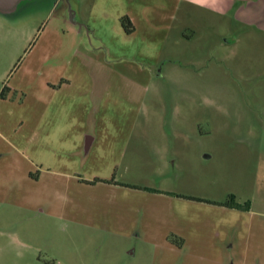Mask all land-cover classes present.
<instances>
[{
    "label": "rangeland",
    "instance_id": "rangeland-1",
    "mask_svg": "<svg viewBox=\"0 0 264 264\" xmlns=\"http://www.w3.org/2000/svg\"><path fill=\"white\" fill-rule=\"evenodd\" d=\"M130 13L139 25L127 35L121 19ZM161 50L178 61L150 65ZM94 57L108 67L96 95L71 101L65 92L63 102L79 115L71 129L100 136L84 175L149 193L133 206L53 174L73 170L63 162L68 153L47 152L35 135L55 110L44 87ZM4 86L0 264H160L215 246L229 264H264V0H237L223 13L186 0H23L0 13V93ZM122 131H132L130 143L113 166ZM168 190L186 202L175 224L221 225L224 239L207 233L197 249L191 236L177 255L161 248L178 238L169 233V205L156 196ZM188 197L227 210L198 212L199 200Z\"/></svg>",
    "mask_w": 264,
    "mask_h": 264
},
{
    "label": "crops",
    "instance_id": "crops-1",
    "mask_svg": "<svg viewBox=\"0 0 264 264\" xmlns=\"http://www.w3.org/2000/svg\"><path fill=\"white\" fill-rule=\"evenodd\" d=\"M190 4H196V3H202L206 7H210L214 11L218 12H226L228 11L232 6L237 4V0H186ZM180 1L177 3L179 4ZM145 8L148 10V6L146 5ZM129 18L131 19L132 23L135 26V29H138L139 25V16L135 14H129ZM83 24L87 25L89 28V22H84ZM91 28H89V31ZM134 29V30H135ZM95 31L94 29L92 30ZM125 31V30H124ZM134 32V31H133ZM132 32V33H133ZM131 33V34H132ZM127 35H131L130 33H126ZM148 55V54H146ZM83 56V54L81 55ZM163 59V63L166 62H177L178 59L174 58L170 55H165L164 50H161L157 58L154 62H148L150 65L157 66L158 63ZM104 61H101L100 59H94L92 60V63L86 65L85 63H80L73 67L72 73L70 72H64L61 75L57 76V79L55 81H50L48 86L46 85L44 88L46 90L52 91L54 96H57V94H62V101L58 102L60 98L56 101V98L52 95L50 96L47 101H51V106L54 107V111H48L46 114L47 117H51L52 121L47 125L45 129H37L36 130V137H38V142L43 143L45 149L47 152H56V151H64L67 154V156L63 157V162L67 164L66 166L71 169L72 171L64 172V171H58L53 170V174L58 176L67 177L68 179H74L77 180V189H82L80 185L87 186V187H97L96 189H102L106 191H113V194L116 195V197L122 201V204L124 202H128V204L133 206V200L135 197H139L143 194H149L144 191L138 190L137 188H130L129 186L125 185L126 182H118L114 179V182L108 183L104 182L107 180V178H104V176H101L99 172H95L92 175H84L83 168L87 165L88 162H94V158L92 152L94 148L96 147V144L99 142L98 132L94 129L85 128L84 126L77 128L78 125H76L75 129H71L72 124H77L79 122V115L75 114V112L68 110V108H65V104L63 102L64 94L65 92H70L71 101H78L83 97V93L91 91L94 95H96V91L93 92L92 88H96L100 85L101 82V71L102 69L108 67L106 66L107 63H103ZM86 74H88V77L91 78V80L85 79ZM60 79V80H59ZM59 80V81H58ZM102 84V82H101ZM89 87L87 90L86 88ZM68 91H64V90ZM91 89V90H90ZM110 94L106 95L105 97L108 98V101H111ZM94 98H97L94 96ZM102 98V97H101ZM97 98V103L95 105H99L102 101V99ZM95 101V100H94ZM48 104V102H47ZM131 132L129 134L126 133V131H122L121 139L119 140V146L117 147L120 149L119 151H115V155L110 157L113 166L116 165V163H119L122 160L123 155L125 154L128 145L130 143V137ZM91 134V135H88ZM39 144V143H38ZM95 146V147H94ZM99 155V158L97 161H103L107 159V155L103 156ZM84 160V161H83ZM98 179L97 182L92 183L88 181H93ZM70 189L68 187L67 193H69ZM118 194V196H117ZM156 196H161L160 198L163 200V202L167 205H169V212L168 215V222H169V216H173L174 224L173 226H170L169 233L175 234L177 237H180L183 239V244L181 246L170 242V241H164L165 243L161 248L166 250L168 253H172L177 255L178 253L182 252L184 246L187 244V241L191 236L194 239L195 248L205 247L204 241L201 240V238L207 234L210 233L212 238H216L217 240H223L224 239V230L223 226L216 225L212 229L205 228L204 226L200 225V223L196 224H190L189 228H184L180 226L179 224H175L176 220H180L181 218V205L182 203L186 204L185 200L182 201L181 197H177V194L173 193L172 191H163L161 193L156 194ZM124 203V204H126ZM127 204V205H128ZM204 202H197V206L202 207H196V210L199 212L200 208H212L213 211H208L211 213H216L218 216L219 214H222L223 210H227V208L216 205L214 207H209ZM80 205V204H78ZM211 205V204H210ZM130 206V209L128 212L130 214L129 216L131 223L133 224V219L135 220L136 213H134V210ZM67 207L64 204V208ZM82 206L78 208V210H81ZM178 210V211H177ZM210 210V209H208ZM178 213H177V212ZM83 213V212H82ZM135 215V216H134ZM142 221H138L140 224H142L144 218H146V214L141 216ZM171 218V217H170ZM128 222V221H127ZM121 231V230H120ZM201 240V241H200ZM212 240H209L211 242ZM158 247V246H157ZM214 250V249H213ZM212 251V249H211ZM216 252H210L208 255L205 256H199L196 257L195 255L183 257L181 261H177L178 264H229V259L224 256L223 250L217 248L215 246ZM174 258V257H172ZM261 261V260H260ZM174 259H171L170 257L164 256L159 260L160 264H177ZM240 264H248L247 261H241ZM255 264H261L259 260L256 261Z\"/></svg>",
    "mask_w": 264,
    "mask_h": 264
},
{
    "label": "trees",
    "instance_id": "trees-1",
    "mask_svg": "<svg viewBox=\"0 0 264 264\" xmlns=\"http://www.w3.org/2000/svg\"><path fill=\"white\" fill-rule=\"evenodd\" d=\"M121 23H122V26L125 30V32L127 33H132L135 29V26L134 24L132 23L131 19L129 18V16H124L122 17L121 19ZM9 90L8 86H4V88L2 89L1 93H0V98H5L6 97V93L7 91ZM98 179L96 180H93V181H88V182H92V183H95L97 182ZM104 182H108V183H111V182H114V178H112L111 180H105ZM186 198V197H185ZM188 199H193V200H199V201H203V199H200V198H194V197H188ZM173 238H176V237H173ZM173 243H176L177 245L181 246L183 244V239L178 237L177 239H174L172 240Z\"/></svg>",
    "mask_w": 264,
    "mask_h": 264
},
{
    "label": "water",
    "instance_id": "water-1",
    "mask_svg": "<svg viewBox=\"0 0 264 264\" xmlns=\"http://www.w3.org/2000/svg\"><path fill=\"white\" fill-rule=\"evenodd\" d=\"M23 0H0V13H9L17 9Z\"/></svg>",
    "mask_w": 264,
    "mask_h": 264
}]
</instances>
